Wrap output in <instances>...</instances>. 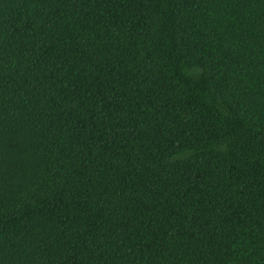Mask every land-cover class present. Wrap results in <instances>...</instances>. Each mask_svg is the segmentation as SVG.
<instances>
[{
    "label": "trees",
    "instance_id": "obj_1",
    "mask_svg": "<svg viewBox=\"0 0 264 264\" xmlns=\"http://www.w3.org/2000/svg\"><path fill=\"white\" fill-rule=\"evenodd\" d=\"M0 264H264V0H0Z\"/></svg>",
    "mask_w": 264,
    "mask_h": 264
}]
</instances>
